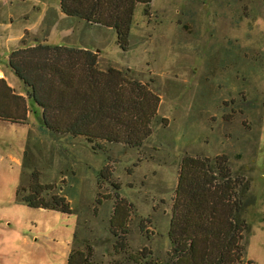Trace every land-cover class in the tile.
<instances>
[{
    "label": "rangeland",
    "instance_id": "obj_1",
    "mask_svg": "<svg viewBox=\"0 0 264 264\" xmlns=\"http://www.w3.org/2000/svg\"><path fill=\"white\" fill-rule=\"evenodd\" d=\"M60 2L0 0L6 83L26 97L9 65L13 52L69 44L92 50L100 69L138 81L159 97L158 111L140 146L109 143L103 150L83 137L44 132L40 112L24 123L0 121V264H67L77 224V245L90 239L98 260L120 259L106 235L116 194L132 207L129 249L147 247L165 258L185 157H227L233 178L248 183L255 203L243 216L250 230L241 264H264V0L138 3L130 40L121 45L113 29L68 17ZM35 167L42 183L64 190L75 215L16 202ZM104 197L110 199L99 205Z\"/></svg>",
    "mask_w": 264,
    "mask_h": 264
},
{
    "label": "trees",
    "instance_id": "obj_2",
    "mask_svg": "<svg viewBox=\"0 0 264 264\" xmlns=\"http://www.w3.org/2000/svg\"><path fill=\"white\" fill-rule=\"evenodd\" d=\"M152 0H61L70 18L98 23L113 29L117 41L129 42L138 3ZM9 65L26 87V97L17 95L0 79V120L24 123L29 114L39 115L41 128L51 135L83 137L103 150L102 144L124 143L140 146L151 133L159 97L127 79V73L99 68L98 55L90 49L36 45L10 55ZM129 72V71H127ZM26 153V151H25ZM28 154V153H26ZM227 157H185L182 161L176 198L169 224L170 249L165 258L150 248L135 253L127 241L131 205L116 194L106 235L115 255L107 264H241L246 256L244 219L255 203L249 185L233 178ZM26 167L22 170V179ZM100 171L99 178H104ZM42 173L33 168L29 183H20L16 202L30 208L75 215L64 190L42 183ZM104 197L99 205L109 200ZM79 224L67 264H104L98 260L94 243L83 239ZM107 239V240H108ZM97 240V239H96ZM251 264H253L251 262Z\"/></svg>",
    "mask_w": 264,
    "mask_h": 264
},
{
    "label": "crops",
    "instance_id": "obj_3",
    "mask_svg": "<svg viewBox=\"0 0 264 264\" xmlns=\"http://www.w3.org/2000/svg\"><path fill=\"white\" fill-rule=\"evenodd\" d=\"M61 3V2H60ZM66 46H69V44H65ZM8 59V58H7ZM0 73L2 74H0V79H3V80H6L7 81V78L5 77V74H4V72L0 69ZM8 82V81H7ZM8 85H9V87H12L11 85H10V83H8ZM24 95V94H23ZM30 115V114H29ZM1 122H7V121H3V120H0ZM9 123V122H8Z\"/></svg>",
    "mask_w": 264,
    "mask_h": 264
}]
</instances>
